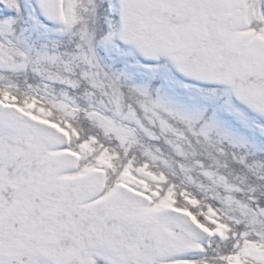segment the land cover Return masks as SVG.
<instances>
[{
	"label": "snow or ice",
	"instance_id": "6c2138e0",
	"mask_svg": "<svg viewBox=\"0 0 264 264\" xmlns=\"http://www.w3.org/2000/svg\"><path fill=\"white\" fill-rule=\"evenodd\" d=\"M0 264H264V0H0Z\"/></svg>",
	"mask_w": 264,
	"mask_h": 264
}]
</instances>
